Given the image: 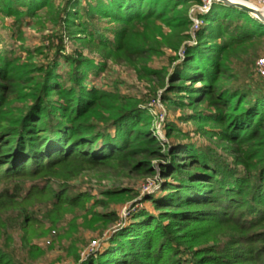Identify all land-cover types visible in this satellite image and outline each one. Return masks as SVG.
<instances>
[{"label": "trees", "instance_id": "trees-1", "mask_svg": "<svg viewBox=\"0 0 264 264\" xmlns=\"http://www.w3.org/2000/svg\"><path fill=\"white\" fill-rule=\"evenodd\" d=\"M198 3L0 0L20 40L29 19L53 26L25 59L0 40V264H37L59 244L56 261L75 264H264V80L256 72L264 23L222 2L201 14ZM65 36L94 44L102 60L78 48L68 54ZM165 49L175 54L170 66H148ZM45 51L46 63L33 62ZM108 59L158 82L153 94L191 110L179 120L195 129L168 125L163 141L144 99L89 86ZM89 169L157 177L161 194L145 198L158 214L138 210L103 252L83 257L85 231L120 224L110 203L130 192L97 199L78 190L71 182ZM47 236L46 248L35 243Z\"/></svg>", "mask_w": 264, "mask_h": 264}, {"label": "rangeland", "instance_id": "rangeland-1", "mask_svg": "<svg viewBox=\"0 0 264 264\" xmlns=\"http://www.w3.org/2000/svg\"><path fill=\"white\" fill-rule=\"evenodd\" d=\"M57 1L58 3L60 2V0ZM240 1L250 4L249 2L254 0ZM46 19L47 18H43V20L41 19L42 21H39L37 18L29 19L23 27L24 39L20 40L11 29L13 19L0 15L1 46H3L5 49L13 50L17 55L22 56L24 59L27 58L28 54L26 50L31 49L32 51L36 52V50L41 49L43 43L42 37L49 35L52 32L53 26ZM100 25L102 29L111 28V24L106 22H102ZM77 35L78 37L81 36L79 34ZM65 37L68 54H73L74 50L78 48L79 51L83 52L85 57L95 60L97 63L102 60L101 49H98L94 44H91L86 40H78L76 42L74 39H69L67 36ZM262 54V57H264V45ZM45 55H48L46 51L44 54L34 53L33 62L46 63L48 59L45 57ZM174 55L175 54L170 50L165 49V56L161 58H154V60L151 61L148 66L156 69L169 67V58L173 57ZM49 57H52V55ZM262 57H260L258 61ZM59 71L63 76L66 77L71 71V67L62 63L60 65ZM257 75L259 76L258 72ZM259 77L262 78L261 76ZM262 79L264 80V78ZM153 80L154 79H152V81ZM152 81H150L149 78L141 77L138 74L137 69H135L133 66L127 63H117L113 59H108L107 69L100 76L95 77L94 75L89 74L87 78V83L89 86L95 85L101 89L116 88L119 89V91L124 95H137L142 100L144 99L145 103L143 109L148 111L153 116L155 129L159 130L158 136L161 139L168 138V125H175L185 132L195 129L193 123L186 125L179 120V118H181L184 114L191 113V110L188 109L183 111L182 109L175 106H170L168 103L163 101L161 97L162 91L158 90L157 95L153 94V89H155L156 84L158 85V82L153 81L154 83H152ZM196 141L200 142L201 139L198 138ZM109 174L110 173L107 171L99 172L97 170L89 169L83 174L82 177L71 182V184L76 186L78 190L86 191L88 188L92 189L93 195L97 199L103 198L101 193L104 190H130L129 193H124L121 196H117V199L111 201L110 203V211L115 212L122 220L120 224L118 223L116 226L112 227H99L95 230L85 231L84 237L89 243V247L87 249L89 250L94 248V252H103L104 249L109 246V239L112 234L117 229L130 225L132 222V217L138 210L145 209L151 213L158 214L155 212L152 203L145 200L146 196L148 195L156 194V196H159L161 194L160 187L155 182L157 178H153L155 180V184L153 183L151 186L148 178L135 177L132 179H127L121 178L119 176H110ZM147 182H149L148 190L146 189L148 186L145 185ZM98 210L102 211L103 209L99 208ZM50 240H52V237L47 236L45 238L36 240L35 243L46 248ZM95 240L97 241V244L93 245V241ZM61 254H63L61 245H56V248L49 252L47 257L37 264H75L70 258H67L63 261H56L61 256Z\"/></svg>", "mask_w": 264, "mask_h": 264}, {"label": "built area", "instance_id": "built-area-1", "mask_svg": "<svg viewBox=\"0 0 264 264\" xmlns=\"http://www.w3.org/2000/svg\"><path fill=\"white\" fill-rule=\"evenodd\" d=\"M231 1L235 2L238 0H231ZM216 2H219V0H199V3L195 6V10L201 14H208L212 9L213 4ZM249 3L253 6H255V8L257 10H259L262 14H264V0H254V1L249 2ZM201 24H202L201 20H198V19L195 20V25H194V29H193V41L190 42V45L195 44L196 31H198L200 29ZM184 54H185L184 51H182L180 53L181 56H184ZM257 72H258L259 76L264 78V57H262L257 63ZM155 132H156V136L159 138V136H158L159 130H156ZM159 139H161V138H159ZM161 140L166 141L167 139L162 138ZM150 179H151V181H150ZM148 181L150 182V184L152 186L153 183L155 184V182H157V179L155 181L153 178H148ZM149 182H147L145 185L148 186ZM148 188H149V186L146 189L148 190ZM96 244H97V241L96 240L93 241V245H96ZM88 251H90V252H88ZM92 252H94V248L89 249V250L87 249V251L84 252L83 257H86V255H88Z\"/></svg>", "mask_w": 264, "mask_h": 264}, {"label": "water", "instance_id": "water-1", "mask_svg": "<svg viewBox=\"0 0 264 264\" xmlns=\"http://www.w3.org/2000/svg\"><path fill=\"white\" fill-rule=\"evenodd\" d=\"M219 2H222V3H224L227 6L235 7V8H238L240 10H243V11L249 13L254 18L260 20L262 23H264V14H262L257 9L249 7V6H247L245 4H242L240 2H234V1H231V0H219Z\"/></svg>", "mask_w": 264, "mask_h": 264}, {"label": "bare ground", "instance_id": "bare-ground-1", "mask_svg": "<svg viewBox=\"0 0 264 264\" xmlns=\"http://www.w3.org/2000/svg\"><path fill=\"white\" fill-rule=\"evenodd\" d=\"M235 2H240V3H242V4H245V5L249 6V7H252V8H254V9H256V8L253 7L252 5H250V4H248V3H245V2H243V1L238 0V1H235Z\"/></svg>", "mask_w": 264, "mask_h": 264}]
</instances>
